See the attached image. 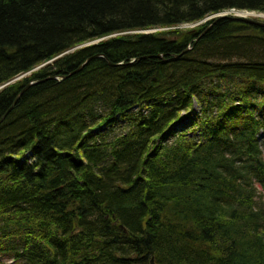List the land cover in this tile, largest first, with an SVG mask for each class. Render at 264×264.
Listing matches in <instances>:
<instances>
[{
    "label": "trees",
    "instance_id": "obj_1",
    "mask_svg": "<svg viewBox=\"0 0 264 264\" xmlns=\"http://www.w3.org/2000/svg\"><path fill=\"white\" fill-rule=\"evenodd\" d=\"M227 10L264 0H0V86L52 60L0 90V259L264 264V29H181Z\"/></svg>",
    "mask_w": 264,
    "mask_h": 264
},
{
    "label": "rangeland",
    "instance_id": "obj_2",
    "mask_svg": "<svg viewBox=\"0 0 264 264\" xmlns=\"http://www.w3.org/2000/svg\"><path fill=\"white\" fill-rule=\"evenodd\" d=\"M220 15H226V16H237V17H245L247 19H250V20H254V21H257V22H264V14L263 13H255V12H246V11H240V10H227V11H224V12H221V13H218L216 15H213V16H210V17H207L205 18L203 21H200L199 24H203L205 23L206 21H209L211 20L212 17H217V16H220ZM190 28H195L194 25H185V26H182L181 29L182 30H189ZM160 32V31H164V30H157V32ZM153 32H156V31H153V30H145V31H135V32H132V33H153ZM120 34H116V35H112V36H107L105 38H101V39H98L96 41H92L90 43H87V44H84L82 46H79V47H76V49H79V48H82V47H85V46H88V45H91V44H95L97 42H101V41H104V40H107L108 38H112V37H115V36H118ZM189 50V49H187ZM51 61H48L46 62L45 64H42L40 66H38L37 68H35L32 72H35L37 70H39L40 68H42L43 66L51 63ZM31 74V73H30ZM29 74L26 75V77L28 76ZM25 77V76H23ZM22 79V78H20ZM18 79V80H20ZM136 109H134L135 111ZM193 110L198 113L199 112V107L197 104H195L193 106ZM185 119V118H184ZM183 121H180L179 123H177L175 125V131H181L188 123L187 120H184ZM125 123L123 121H120L117 125H119L117 128L115 127L114 128V131L112 132L110 130V132L107 133V137L108 138H111L113 136H116L120 133H122L123 131L125 132L126 131V126L124 125ZM122 128V129H120ZM116 129V130H115ZM104 131H107V129H104ZM0 264H13L12 263V260L9 258V259H6V258H3V259H0Z\"/></svg>",
    "mask_w": 264,
    "mask_h": 264
},
{
    "label": "water",
    "instance_id": "obj_3",
    "mask_svg": "<svg viewBox=\"0 0 264 264\" xmlns=\"http://www.w3.org/2000/svg\"><path fill=\"white\" fill-rule=\"evenodd\" d=\"M215 18V22L218 21L219 19H222V18H230L232 20H235V21H239V22H242V23H245V24H249V25H252V26H256V27H259V28H262L264 29V22H257V21H254V20H250V19H247L245 17H237V16H226V15H220V16H217V17H212L211 19ZM60 57V56H59ZM98 57H102V56H95L93 58H98ZM91 60L88 59L86 60L76 71L72 72L71 74H69V76L79 72L85 65H87V63ZM118 65H122V64H118ZM110 66H112V64H110ZM15 80L11 81V82H8L7 84H5L4 86H0V89H2L3 87L9 85V84H12ZM34 84V82H29L24 88H22L20 90V92H18V94L16 95V97L14 98V101H13V104L12 106L10 107V109L8 110V113L13 109V107L15 106L16 102L19 100V98L22 96V94L30 87ZM4 119L1 118L0 119V122ZM152 262V260H151Z\"/></svg>",
    "mask_w": 264,
    "mask_h": 264
},
{
    "label": "bare ground",
    "instance_id": "obj_4",
    "mask_svg": "<svg viewBox=\"0 0 264 264\" xmlns=\"http://www.w3.org/2000/svg\"><path fill=\"white\" fill-rule=\"evenodd\" d=\"M32 71H33V70H32ZM30 73H32V72H29V73H26V74H24V75H21V76H19L18 78L14 79V80H15V81H19L18 79H20V78H22V79H23V78H25V77H26V75H27V74H29V75H30ZM29 75H28V76H29ZM23 76H25V77H23ZM20 80H21V79H20ZM15 81H14V82H15ZM14 82H13V83H14Z\"/></svg>",
    "mask_w": 264,
    "mask_h": 264
}]
</instances>
